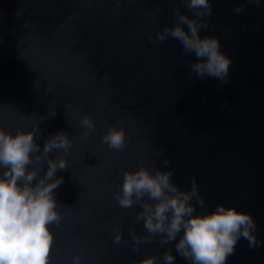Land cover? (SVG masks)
<instances>
[{
  "label": "water",
  "instance_id": "obj_1",
  "mask_svg": "<svg viewBox=\"0 0 264 264\" xmlns=\"http://www.w3.org/2000/svg\"><path fill=\"white\" fill-rule=\"evenodd\" d=\"M210 2L213 16L200 35L218 37L232 60L223 88L215 78L196 77L185 65L196 58L178 40H156L175 25L176 9L194 16L183 0H0V130L15 135L38 125L41 152L58 132L72 139L68 152L49 154L68 161L54 177H63L54 190L61 221L49 226V264H73L76 256L80 264L152 256L165 264L168 250L173 264H192L176 253L179 235L169 244L157 234L134 246L133 233L151 235L135 219L142 209L121 208L114 194L123 173L141 162L153 171L171 169L181 190L190 189L194 176L205 199L197 213L221 203L250 213L262 243L251 249L239 239L226 264H264V0ZM84 116L95 125L87 137ZM109 125L124 130L123 150L101 142ZM33 167L43 176L48 164L42 159Z\"/></svg>",
  "mask_w": 264,
  "mask_h": 264
},
{
  "label": "clouds",
  "instance_id": "obj_2",
  "mask_svg": "<svg viewBox=\"0 0 264 264\" xmlns=\"http://www.w3.org/2000/svg\"><path fill=\"white\" fill-rule=\"evenodd\" d=\"M183 2L194 16L189 17L176 9L175 25L157 32L156 40L160 43L168 37L178 40L184 54L196 58L195 62L185 61L196 77L215 78L219 81L217 87L223 88L229 83L232 60L221 50L218 37L200 35L201 28L207 29L213 16L212 3L210 0ZM247 3L259 6L260 0H247ZM243 11V4L234 9L237 14ZM225 31L230 33L231 28ZM224 106H227V101ZM80 126L86 129L83 135L87 137L95 125L90 117L84 116ZM38 128L37 125L33 130H20L15 135L0 130V169H3L0 172V264H49L54 240L49 226H59L61 221L54 190L63 183V177H54L58 169L66 170L68 167L64 155L53 159L49 154L56 149L68 152L72 139L66 133L58 132L45 141L41 152L34 139ZM101 142L111 149L123 150L125 132L109 125ZM163 151L161 149V155ZM42 159L47 161L48 168L40 176V168L29 170V166L39 164ZM169 163L167 158L162 161L164 166ZM171 177V169L153 171L143 162L137 170L123 173L121 189L114 194V198L125 209L139 204L142 210L135 219L143 220L144 228L151 234L145 238L133 233L134 246L157 234L161 244H169L176 241L179 235L175 244L179 256L192 264H226L239 239H246L251 249L261 245L262 241L256 235L257 224L250 213L222 203L210 212L197 213L196 205L204 209L205 199L200 194L196 178L193 176L190 189L181 190ZM113 231L116 233L114 242L120 243L122 234L119 226H114ZM80 259L79 256L74 257L73 264H80ZM163 260L165 264H173L175 256L171 250L164 253ZM155 261L156 257L152 256L133 264H155Z\"/></svg>",
  "mask_w": 264,
  "mask_h": 264
}]
</instances>
